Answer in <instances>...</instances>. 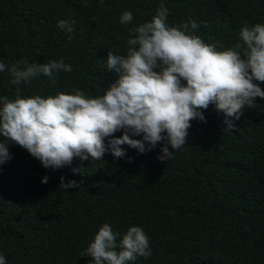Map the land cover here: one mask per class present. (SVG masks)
<instances>
[{"label":"trees","instance_id":"16d2710c","mask_svg":"<svg viewBox=\"0 0 264 264\" xmlns=\"http://www.w3.org/2000/svg\"><path fill=\"white\" fill-rule=\"evenodd\" d=\"M161 3L169 26L195 21L192 34L218 51L233 47L242 27L264 24V0H0V62L63 59L72 68L20 85L10 83L6 69L0 96L74 89L102 95L117 78L107 70L108 51L125 55L129 29L150 22ZM126 10L133 14L127 25L120 23ZM60 20L75 21L71 40L57 27ZM256 103L226 131V117L214 105L201 110L206 122L192 120L188 142L165 161L157 159L163 142L143 154L122 145L124 158L106 151L102 160L75 158L53 170L7 144L11 159L0 165V254L7 264H93L82 254L108 223L121 234L117 240L131 226L148 236L151 256L129 264H264V99ZM60 177L79 186L61 189Z\"/></svg>","mask_w":264,"mask_h":264},{"label":"clouds","instance_id":"9594fccd","mask_svg":"<svg viewBox=\"0 0 264 264\" xmlns=\"http://www.w3.org/2000/svg\"><path fill=\"white\" fill-rule=\"evenodd\" d=\"M167 17L168 9L161 3L150 22L129 29L125 55L108 51L106 67L117 78L102 95L90 97L74 89L73 94L46 97L18 95L10 100L0 96V165L11 159L9 143L53 170L70 165L75 158L102 160L106 151L124 158L122 145L143 154L163 142L157 159L165 161L188 142L192 120L206 122L201 110L214 105L226 117V131L234 127L233 121L240 119L245 107L254 108L257 97L264 99L260 87L264 83V24L242 27L238 42L218 51L192 34L199 27L195 21L169 26ZM132 21V12L124 11L120 23ZM74 25V20H60L57 27L71 40ZM6 69L13 85L40 74L51 79L54 73L72 71L63 59L47 64L22 59L11 66L0 62V72ZM116 132L122 134L115 137ZM136 136L142 138H132ZM47 181V176L41 179V183ZM78 186V181L65 182L60 177L59 188ZM120 235L104 223L82 256L90 257L93 264H129L137 257L151 256L141 227H129L117 240ZM0 264H7L3 254Z\"/></svg>","mask_w":264,"mask_h":264}]
</instances>
